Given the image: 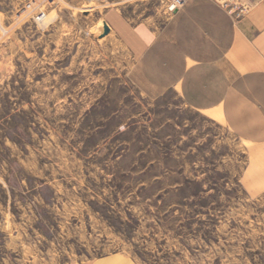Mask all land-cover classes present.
Masks as SVG:
<instances>
[{"label": "rangeland", "instance_id": "374dc122", "mask_svg": "<svg viewBox=\"0 0 264 264\" xmlns=\"http://www.w3.org/2000/svg\"><path fill=\"white\" fill-rule=\"evenodd\" d=\"M173 2L0 0V264H264V165L105 30Z\"/></svg>", "mask_w": 264, "mask_h": 264}, {"label": "crops", "instance_id": "0c3cea01", "mask_svg": "<svg viewBox=\"0 0 264 264\" xmlns=\"http://www.w3.org/2000/svg\"><path fill=\"white\" fill-rule=\"evenodd\" d=\"M162 11L118 3L105 17L143 63L146 83L176 88L252 148L255 168L264 165V0H185L172 14ZM90 264L138 263L113 252Z\"/></svg>", "mask_w": 264, "mask_h": 264}, {"label": "built area", "instance_id": "2783aa9c", "mask_svg": "<svg viewBox=\"0 0 264 264\" xmlns=\"http://www.w3.org/2000/svg\"><path fill=\"white\" fill-rule=\"evenodd\" d=\"M185 3V0H174L173 4L170 6L171 10H176L178 8H180L181 6H183ZM46 16L45 12H41L38 14V19H44V17Z\"/></svg>", "mask_w": 264, "mask_h": 264}, {"label": "water", "instance_id": "95a60500", "mask_svg": "<svg viewBox=\"0 0 264 264\" xmlns=\"http://www.w3.org/2000/svg\"><path fill=\"white\" fill-rule=\"evenodd\" d=\"M105 30L106 32H110V26L108 25V23H105Z\"/></svg>", "mask_w": 264, "mask_h": 264}, {"label": "bare ground", "instance_id": "6f19581e", "mask_svg": "<svg viewBox=\"0 0 264 264\" xmlns=\"http://www.w3.org/2000/svg\"><path fill=\"white\" fill-rule=\"evenodd\" d=\"M207 83V82H206Z\"/></svg>", "mask_w": 264, "mask_h": 264}]
</instances>
